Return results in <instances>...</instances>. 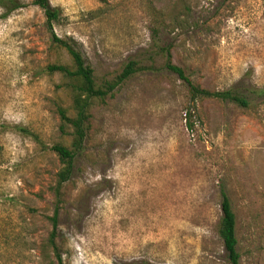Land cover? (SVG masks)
<instances>
[{
	"label": "rangeland",
	"instance_id": "rangeland-1",
	"mask_svg": "<svg viewBox=\"0 0 264 264\" xmlns=\"http://www.w3.org/2000/svg\"><path fill=\"white\" fill-rule=\"evenodd\" d=\"M0 7V264H56L53 187L71 146V65L33 0ZM99 85L139 72L93 102L84 150L64 186L53 236L63 264H230L218 228L222 191L236 216L239 264H264V0H50ZM163 26L157 38L156 18ZM155 44L197 86L235 88L251 107L192 102ZM152 57V58H151ZM191 114V115H190ZM191 121L193 129L188 122ZM20 126L37 137L13 129Z\"/></svg>",
	"mask_w": 264,
	"mask_h": 264
},
{
	"label": "trees",
	"instance_id": "trees-1",
	"mask_svg": "<svg viewBox=\"0 0 264 264\" xmlns=\"http://www.w3.org/2000/svg\"><path fill=\"white\" fill-rule=\"evenodd\" d=\"M32 5L38 7L44 13L46 27L50 34L52 46L64 50L71 59L70 66L64 64H53L48 65L46 68L48 74H59L68 80L72 95V110L74 112V115L70 116L66 109H59L62 121V130L66 126L72 129L71 146L67 147L62 144H55L50 149L56 154L61 163V170L57 175V182L53 187L55 210L54 215L51 218L53 232L50 238V247L54 251L56 264H63L61 256L56 251L53 236L58 227L57 218L59 209L64 203V186L73 177L76 160L83 152L84 145L88 137L89 122L91 119L90 111L93 102L96 100L103 101L109 96H112L115 91H117L139 72L153 70V65L147 67L143 66L141 62L137 60H131L123 67L120 75H118L114 80L105 81L102 85H99L95 79L94 69L87 62L82 52L77 48L76 43L70 39H62L55 33L54 26L61 22V10L59 8L52 7L50 0H33ZM0 7L4 10V14L2 16L7 17L11 13L24 8L25 5L19 0H0ZM160 20L161 19L159 17L156 18L158 25L154 29L155 38L158 37L161 26H163V23ZM155 46L157 48L154 55L165 56L167 58L164 65L165 69L177 75V77L187 85L192 102L212 99L221 102H230L243 109H249L251 107L248 98L235 88L224 91H209L195 85L186 75L184 69L172 63L170 46L161 47L158 44H155ZM254 94L264 98V90L255 91ZM188 126L190 129H193L191 121L188 122ZM13 129L25 136L39 140L37 135L26 128L15 126ZM221 195L222 218L218 228L219 236L223 241L230 264H239L240 255L237 251L238 241L236 238V216L232 210L228 196L223 191Z\"/></svg>",
	"mask_w": 264,
	"mask_h": 264
}]
</instances>
